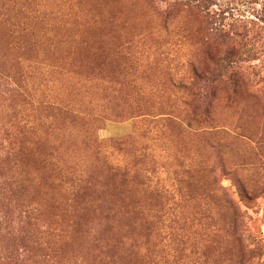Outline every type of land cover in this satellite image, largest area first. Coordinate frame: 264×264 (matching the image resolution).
I'll return each mask as SVG.
<instances>
[{
  "label": "rangeland",
  "instance_id": "obj_1",
  "mask_svg": "<svg viewBox=\"0 0 264 264\" xmlns=\"http://www.w3.org/2000/svg\"><path fill=\"white\" fill-rule=\"evenodd\" d=\"M0 2V90L23 94L0 92V127L22 119L53 154L28 167L33 264L129 250L133 205L155 262L264 264V0Z\"/></svg>",
  "mask_w": 264,
  "mask_h": 264
},
{
  "label": "trees",
  "instance_id": "obj_2",
  "mask_svg": "<svg viewBox=\"0 0 264 264\" xmlns=\"http://www.w3.org/2000/svg\"><path fill=\"white\" fill-rule=\"evenodd\" d=\"M2 7L0 2V24L6 18V15L2 12ZM22 12L19 10L16 17L22 15ZM26 18L27 16L24 17V19ZM33 18L36 21L41 20L39 14H35ZM13 32H15V29ZM139 37L140 39L143 38V36ZM230 78L237 81L235 76L229 77V80ZM5 87L7 88L0 90V92L4 93L3 95H6L8 100L14 101L23 96L21 90L16 88L14 84L8 83ZM183 88L190 91V88L186 86H183ZM247 97L256 99L254 94H247ZM43 108L61 116L62 114H69L65 108L61 109L60 106H55V104L47 103L43 105ZM12 110L14 111V109ZM2 111L0 115L4 113V110ZM10 112H6V114ZM21 120L0 127V264H33L31 255L35 251L31 250L32 247L28 245L23 246L22 242H29L37 233H46L40 218L44 209L34 204L35 199L30 173L32 170L28 167L34 155H38L43 161H48L53 155L52 147L47 155L48 149L45 144H41L35 138L30 137L31 132L28 133L30 131L28 123L22 124L23 121ZM91 143L95 145L93 147L95 153H98L100 142L98 143L96 136H94V131ZM73 146L75 147L76 144H73ZM46 166V163L45 166L42 165L43 169ZM116 170L118 171V169ZM124 207L126 214L130 217L125 226L131 231L130 234L133 238L129 250H115L117 253L112 257L104 254L96 255L93 264H172L173 258L160 259L155 262L148 255V250L152 249V236L158 235L155 228L156 221L149 219V214L144 217H140V215L151 213V210L138 205L123 206L122 208ZM224 208L231 212L232 217L239 216L242 218L240 209L226 197ZM51 230L53 234L64 232L59 229L53 230L51 228ZM159 231L163 232V228H159ZM19 246L24 250H19ZM35 247L44 249V244L40 241L35 243ZM47 251L45 259L46 257H55L50 253L48 254Z\"/></svg>",
  "mask_w": 264,
  "mask_h": 264
}]
</instances>
